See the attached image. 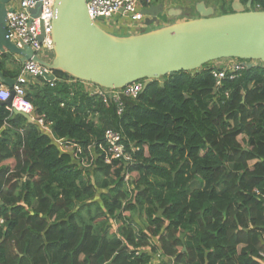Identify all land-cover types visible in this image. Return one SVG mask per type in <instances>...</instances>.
Returning <instances> with one entry per match:
<instances>
[{
	"label": "trees",
	"instance_id": "trees-1",
	"mask_svg": "<svg viewBox=\"0 0 264 264\" xmlns=\"http://www.w3.org/2000/svg\"><path fill=\"white\" fill-rule=\"evenodd\" d=\"M27 98L52 127L0 101V264H264V66L219 89L209 64L165 76L123 115L80 82L41 78ZM107 129L137 148L129 184L123 162L105 163Z\"/></svg>",
	"mask_w": 264,
	"mask_h": 264
},
{
	"label": "water",
	"instance_id": "water-1",
	"mask_svg": "<svg viewBox=\"0 0 264 264\" xmlns=\"http://www.w3.org/2000/svg\"><path fill=\"white\" fill-rule=\"evenodd\" d=\"M12 0H0V65L5 54L18 55L21 62L33 61L61 71L79 81L101 88L118 90L180 72H197L204 66L222 60L239 59L249 62L247 69L264 64V11L253 10V0L244 5L232 3L233 13L215 15L214 7L205 2L196 5L200 15L149 32L129 36L114 35L91 19L88 0H56L52 38L54 58L46 62L29 46L19 48L9 38L7 5ZM165 12L162 4L145 11L146 25L152 26ZM181 9H169L170 17H179ZM53 81L55 75L45 74ZM13 86L0 70V86ZM128 106L134 102L122 97ZM12 98L6 104L11 107ZM16 114L32 118L19 111Z\"/></svg>",
	"mask_w": 264,
	"mask_h": 264
},
{
	"label": "built area",
	"instance_id": "built-area-1",
	"mask_svg": "<svg viewBox=\"0 0 264 264\" xmlns=\"http://www.w3.org/2000/svg\"><path fill=\"white\" fill-rule=\"evenodd\" d=\"M16 1V0H15ZM12 0L7 5V30L9 38L19 48L29 46L36 55L43 58L46 62H51L54 58V45L52 38L53 19L55 14L56 0ZM157 0H88V11L91 19L97 25L98 22L105 23L107 21H118L117 28H128L132 26L141 30L146 28L147 15L145 11L152 6H157ZM157 26L159 22L156 23ZM101 27V26H100ZM106 27L108 28L109 25ZM225 62L217 67H212V75L217 81V88H222L224 81L237 79L241 73L247 69V61L239 59H222ZM217 62V61H216ZM261 65L258 63V66ZM52 75L50 69L40 64L29 61L24 62L20 74L16 78L11 88L0 86V101L7 102L12 98L11 108L13 111H19L25 115H29L33 121L37 122L42 132L51 133L52 122L45 119L44 116H38L35 113V107L27 98L28 89L31 86L41 84V78L44 75ZM55 75V74H54ZM45 79V78H44ZM66 83H78L83 85L85 92L90 96L102 98L103 102L109 106L111 101L117 103L118 115L125 112L126 103L123 96L129 101H136L140 94L144 91V83L137 82L118 90H109L101 88L96 84L79 81L77 79H58L56 76L52 83L57 81ZM122 133L114 129H107L104 134V143L100 145L102 153L105 155V163L112 164L114 161H121L125 170L123 173L125 182L130 183L131 174L128 170L129 166L135 161L134 152L137 150L133 143L128 147L125 143ZM55 143L62 152H68L75 159H80L79 147L68 139L56 140ZM92 155L95 157L93 149ZM83 167L88 168L86 161L81 160ZM260 195L259 191H256ZM0 198V207L2 206ZM5 224V219L0 216V227ZM264 257V254L261 255ZM159 261L165 257L161 252L156 255Z\"/></svg>",
	"mask_w": 264,
	"mask_h": 264
},
{
	"label": "rangeland",
	"instance_id": "rangeland-1",
	"mask_svg": "<svg viewBox=\"0 0 264 264\" xmlns=\"http://www.w3.org/2000/svg\"><path fill=\"white\" fill-rule=\"evenodd\" d=\"M15 1V0H14ZM199 1L201 2V0H157L155 3L162 4L165 7V12L161 13L159 16L160 22L159 25L157 27V24H154L153 26L147 27L143 29V32H149L151 30H153L154 28H160L164 25H170L179 21H184V20H189V19H196L199 18L200 15L198 14V12L196 11V5L199 3ZM206 2L209 3V6L213 7L214 5L219 6L222 2H218L219 0H204ZM205 2V3H206ZM17 3V0L15 1L14 5ZM207 4V3H206ZM195 5V7H194ZM208 5V4H207ZM169 9H181L183 11L182 15L179 17H170V15L168 14V10ZM185 10V11H184ZM167 12V13H166ZM220 12H216L215 15H219ZM184 15V16H183ZM99 26H101L103 29H105L108 32H111L113 34L116 35H122L123 33H121L118 29V21L115 20L113 21H107L106 24L107 26L109 25V27H106L105 23L102 22H98ZM125 30L130 31L129 34H132L133 32H141L142 30H136L133 29L132 26H129L128 28L124 27ZM51 61L53 60L50 59ZM225 62H221V61H217V62H213L210 63V67H217L220 64H224ZM260 66H264V64L260 63ZM198 72V71H197ZM163 78H160L159 80H162ZM163 82V81H162ZM136 220H138V222H141V220L137 217H135Z\"/></svg>",
	"mask_w": 264,
	"mask_h": 264
},
{
	"label": "crops",
	"instance_id": "crops-1",
	"mask_svg": "<svg viewBox=\"0 0 264 264\" xmlns=\"http://www.w3.org/2000/svg\"><path fill=\"white\" fill-rule=\"evenodd\" d=\"M158 22H160V20H158ZM153 26V25H152ZM149 27L146 25V28ZM158 27V26H157ZM118 29V28H117ZM133 29H136L138 30L137 28H134ZM143 29L142 28L141 32H133L132 34H129L130 31L128 30H125L124 27L123 28H120L118 29L121 33H123L122 35H118V36H129V35H133V34H140V33H144L143 32ZM156 29V28H154ZM111 33V32H110ZM113 34V33H112ZM116 35V34H114ZM23 67V63L21 62V57L18 56V55H10L6 61V63L4 64V72H6L7 74H5L3 71L2 74L3 76L8 79V80H16V78L18 77V75L20 74L21 72V69ZM14 76V77H13ZM3 87H7V88H11L9 85H2Z\"/></svg>",
	"mask_w": 264,
	"mask_h": 264
},
{
	"label": "flooded vegetation",
	"instance_id": "flooded-vegetation-1",
	"mask_svg": "<svg viewBox=\"0 0 264 264\" xmlns=\"http://www.w3.org/2000/svg\"><path fill=\"white\" fill-rule=\"evenodd\" d=\"M167 13V12H166ZM160 17V16H159ZM160 20V19H159Z\"/></svg>",
	"mask_w": 264,
	"mask_h": 264
}]
</instances>
